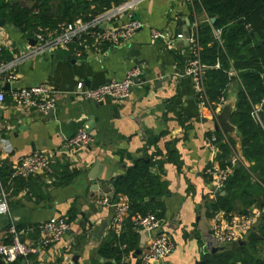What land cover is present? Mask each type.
I'll return each mask as SVG.
<instances>
[{"label":"crops","instance_id":"crops-1","mask_svg":"<svg viewBox=\"0 0 264 264\" xmlns=\"http://www.w3.org/2000/svg\"><path fill=\"white\" fill-rule=\"evenodd\" d=\"M5 1L31 5L30 0ZM54 1L56 4L59 0ZM114 5L111 3L110 7ZM0 19H3L0 62L23 51L26 43L32 44L29 39L37 27L49 29L37 25L29 34L1 14ZM132 19L139 20L142 26L120 44L80 47L72 41L19 63L15 67V79L7 81L5 76L0 77V88L5 92L0 103V134L6 145V149L0 150V185L7 192L9 206L8 215L0 214V242L12 241L10 225L21 232L22 239L33 241L39 237L38 226L51 216L65 218L68 225L58 241L21 259L19 264H114L113 258L99 252V246L111 232L108 222L113 208L100 204L107 192L94 185L101 181L112 183L115 190L116 177L143 155L158 160L151 172L165 183L166 191L157 199L164 204V229L173 242L171 252L161 263L154 264H203L206 256L225 251L221 249L224 245L211 235L214 225H225L230 213L264 207L260 198L250 202L251 196L242 194L237 187L232 189L237 198L229 213L222 209L213 211L217 195H226L227 190L213 194L205 169L212 164L220 166V162L230 165L233 156L237 157L234 168L242 164L249 169L253 162L243 155L240 135L216 129V115L213 117L208 107L197 102L191 79L184 74L191 57L189 40L151 37L152 29L168 28L183 35L191 31L196 36L198 27L208 20L205 11L193 0H139L132 11L123 12L114 24L122 25ZM135 66L140 68V73L126 99L106 98L98 103L74 99L72 93L77 81L95 87L122 79ZM230 77V85L236 88L235 71ZM36 83L49 85L57 95L50 117L21 108L9 95V88ZM213 106L221 108L218 104ZM83 126L91 136L89 143L76 150L60 151L65 139ZM218 137L233 142L228 155H222ZM167 144L176 149L177 162L167 160ZM33 151L52 154L50 170L21 177L22 180L12 177V165ZM254 179L257 180L255 173ZM94 187L92 193L96 198L87 200L85 197ZM119 194L124 193L114 191L107 197L114 201ZM262 223L264 216L244 237L245 243L235 250L248 247L249 234L254 232L263 237L256 253L264 256V234L258 230ZM230 244L225 245L226 249L231 250ZM133 252L123 253L119 264H137L138 254L134 257Z\"/></svg>","mask_w":264,"mask_h":264},{"label":"trees","instance_id":"trees-1","mask_svg":"<svg viewBox=\"0 0 264 264\" xmlns=\"http://www.w3.org/2000/svg\"><path fill=\"white\" fill-rule=\"evenodd\" d=\"M30 1L31 5L25 7L0 0V14L16 28L27 30L29 34L37 25L54 30L61 21L89 19L109 8L111 3H119L118 0H59L56 4L54 0ZM193 2L208 17V20L201 23L196 35L199 60L207 66L203 74L207 99L205 104L214 107L213 105L218 104L219 97L226 96V90L232 82L230 73L235 71L237 99L230 120L240 133L244 157L253 162L249 169L242 164L236 165L223 187L227 194L217 195L212 205L213 211L222 209L229 213L237 198L232 189L237 187L241 188L242 194L251 196L250 202L260 198V204H264V109L260 112L261 123L251 116L252 107L264 97V0ZM54 8L55 11L52 10ZM211 17L214 18L213 22L210 21ZM213 30H219L218 37ZM216 63L218 67H215ZM214 111L217 113L219 107H214ZM216 141L219 142L222 155H228L230 145L233 144L231 139L218 137ZM165 151L168 161L177 162L174 147L167 144ZM154 164H158L157 159L154 161L151 155H143L114 180L116 193H124L129 199V216L147 213H153L157 217L164 215V204L157 198L165 193L166 187L158 175L151 172ZM220 166L226 165L220 162ZM254 173L257 180L254 179ZM15 179L22 180L21 177ZM211 214L212 212L208 213L209 216ZM123 227L118 237L110 232L99 246V252L113 258L114 264H119L123 253L133 252L138 242V232L130 217ZM258 230L264 234V223L260 224ZM262 238L251 232L248 247H240L235 251L225 248L221 253L206 256L203 264H264V256L256 253ZM120 245H124V248ZM21 259L8 264H19ZM136 263L138 264V260Z\"/></svg>","mask_w":264,"mask_h":264},{"label":"built area","instance_id":"built-area-1","mask_svg":"<svg viewBox=\"0 0 264 264\" xmlns=\"http://www.w3.org/2000/svg\"><path fill=\"white\" fill-rule=\"evenodd\" d=\"M139 0H125L107 8L89 19L76 18L72 21L58 23L53 31L37 27L32 35L34 44L26 43L24 50L12 58L0 62V77L5 76L7 81L16 78L15 67L31 57L47 52L58 46L68 45L75 41L80 47L87 45L106 44L114 46L129 38L138 28L142 26L139 20L132 19L122 25H115L114 21L123 12L132 11ZM219 30L215 31L218 37ZM152 38H160L168 41L183 39L181 32L171 29L151 30ZM188 40L191 44V57L186 64L184 74L190 77L197 102L201 106L209 108L213 117L216 113L213 107L205 104L206 95L203 83V74L207 66L199 60V46L195 35H190ZM77 54L80 52L77 51ZM218 67V63L215 64ZM140 73L138 66L129 69L122 79H112L95 87H86L82 81H77L73 96L76 100H87L101 102L106 98L116 101L126 99L134 84L135 78ZM11 99L21 108L34 109L46 114L49 109L54 108L57 100L55 91L45 83H36L28 87L9 88ZM5 92L0 88V103L4 101ZM225 97H219L218 105L221 106ZM217 105V104H216ZM264 109V97L256 103L251 110V116L261 123L260 112ZM1 130V124H0ZM91 140V136L83 129H79L74 135L67 137L60 151L76 150L85 146ZM215 140V137H212ZM4 139L0 134V150L5 148ZM6 149V148H5ZM237 157L233 156L230 165L219 166L212 164L205 169L208 185L213 194L223 189L229 176L233 173L234 163ZM53 162L52 154L45 151H33L21 157L12 165V177H27L34 174L48 172ZM100 204L112 207L113 213L108 222V230L119 236L123 230L124 223L130 217L136 229H147L149 237L146 245L138 254V264H150L157 259L166 257L173 247L170 235L165 231V220L153 213L146 215L135 214L129 216V199L125 194H119L117 200H110L104 196ZM0 214L8 215V195L0 185ZM264 216V207L248 210L247 212L229 214L225 225L216 224L211 229V235L221 245L243 240L250 232L254 224ZM67 222L63 217L51 216L39 226V237L37 240L22 239L21 232L14 225H10L8 231L12 235L10 243L0 242V261L13 263L17 259H26L32 254L38 253L44 247L58 241L67 229Z\"/></svg>","mask_w":264,"mask_h":264},{"label":"water","instance_id":"water-1","mask_svg":"<svg viewBox=\"0 0 264 264\" xmlns=\"http://www.w3.org/2000/svg\"><path fill=\"white\" fill-rule=\"evenodd\" d=\"M2 22L3 19H0ZM210 21L213 22L214 18L211 17ZM199 29V27H198ZM191 35V31L190 32H186L184 33L185 38L188 41V37ZM32 44L34 43V39L30 38L29 39ZM189 42V41H188ZM236 99H237V89L233 86L230 85L228 91H227V96L225 98V101L223 102V104L221 105L220 110L216 113V122L214 124V127L216 129L221 128L223 131H228V132H234L238 135H240L239 131L237 130V127L231 123V115L232 113L235 111V103H236ZM53 112V108L49 109V111L45 114L46 117H50L51 114ZM89 119H91V116H89ZM83 129L87 132V127L83 126ZM140 135H143L142 131H139ZM107 183V181H105ZM96 189L97 188H102L103 192H107V196L111 197L114 193V188L112 186V183H107L104 184L102 181L101 182H97L95 183ZM93 190H95V187L91 189L90 193L87 194V196L85 198H87V200H91L93 201L96 197H94L95 195L92 193ZM101 194V193H100ZM91 225V223H89ZM138 234H139V242H138V246L136 247V249L133 252V256L135 257L137 254H139L141 252V247L143 246V243L148 239L149 237V232L147 229L143 228V229H138L137 230ZM245 242L240 240L237 242H232L230 245V248L232 251L235 250V248L238 245L244 244ZM227 246H222L221 249H225ZM212 251H215V248L212 249ZM75 259V257H74ZM25 260H22V263H24ZM162 259H157L155 261H153V263H161Z\"/></svg>","mask_w":264,"mask_h":264},{"label":"rangeland","instance_id":"rangeland-1","mask_svg":"<svg viewBox=\"0 0 264 264\" xmlns=\"http://www.w3.org/2000/svg\"><path fill=\"white\" fill-rule=\"evenodd\" d=\"M62 22H64V21H61L60 23H62Z\"/></svg>","mask_w":264,"mask_h":264}]
</instances>
